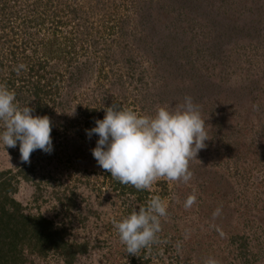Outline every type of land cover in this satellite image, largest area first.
Instances as JSON below:
<instances>
[{
  "label": "rangeland",
  "instance_id": "1",
  "mask_svg": "<svg viewBox=\"0 0 264 264\" xmlns=\"http://www.w3.org/2000/svg\"><path fill=\"white\" fill-rule=\"evenodd\" d=\"M4 4L14 10L16 29L0 14V64L26 43L25 56L53 50L56 68L70 58L72 66L84 67L81 80L59 97L63 110L50 117L52 130L68 128L56 150L25 163L19 150L0 144V173L25 214L53 221L69 243L86 244L72 264H205L210 257L218 264H264V0H0ZM38 10L46 15L41 27L24 26L21 18ZM56 36L60 56L58 46H45ZM185 96L199 106L209 140L189 161L187 184L158 178L147 190L168 214L158 242L129 254L114 222L145 203L104 182L106 172L92 155L98 136L89 139L86 130L104 118L106 107L153 115L157 106L174 109ZM90 108L95 114L87 117ZM21 169L30 181L14 178ZM65 190L74 205L54 200ZM190 195L195 203L185 208ZM22 253L25 264H66L56 252L43 258L26 245Z\"/></svg>",
  "mask_w": 264,
  "mask_h": 264
},
{
  "label": "clouds",
  "instance_id": "2",
  "mask_svg": "<svg viewBox=\"0 0 264 264\" xmlns=\"http://www.w3.org/2000/svg\"><path fill=\"white\" fill-rule=\"evenodd\" d=\"M24 67L20 64L14 71L19 74ZM33 111L29 105H19L13 91L0 86V144L15 148L19 143L20 160L25 163L36 150L48 154L53 151L51 120L47 115H33ZM104 111V118L95 120V127L87 129L86 135L89 139L98 136L92 155L112 178L138 191L149 190L158 178L185 184L192 179L189 161L209 140L205 121L192 97L185 96L174 109L157 106L153 115H139L116 105ZM195 200L194 195L188 196L184 207L191 208ZM220 213L217 208L213 218ZM167 214L165 203L156 196L145 207L114 222L126 251L136 254L157 243L161 218ZM205 264L218 262L210 257Z\"/></svg>",
  "mask_w": 264,
  "mask_h": 264
},
{
  "label": "trees",
  "instance_id": "3",
  "mask_svg": "<svg viewBox=\"0 0 264 264\" xmlns=\"http://www.w3.org/2000/svg\"><path fill=\"white\" fill-rule=\"evenodd\" d=\"M5 5L3 8L0 5V14L8 18L9 27L15 30L16 26L13 21L10 22V19L13 18L14 10H7ZM44 17L46 15H43L38 10L34 17L27 18L25 15L21 19H23L24 26L38 28L41 27ZM16 37L18 38V36ZM60 45L61 43H59L57 36L50 44H45L47 48L58 46L57 53L59 56L62 51ZM24 49H27L26 43H20L16 47L11 48L9 50L10 62L7 64L5 62H8V59L6 60V57L3 58L0 64V71L4 73L1 74L0 86L13 91L19 105H29V107L33 108V115H47L50 118L52 113L58 108L63 110L64 102L59 97L63 95V91L73 88L74 84L81 80L84 67L81 63L72 66L71 61L74 59L70 58L68 66L56 68L52 63L59 59L55 58L53 50L52 54L46 52L45 55L38 57L34 53L33 55L28 54L25 56ZM20 64L25 67L17 74L14 69ZM4 68H6L5 71H3ZM88 111L87 117L95 114V109L90 108ZM73 119L77 121L78 116H74ZM65 133H68V128L64 132L52 130L53 151L56 150L54 148L56 147L55 142L58 141L57 143H59L61 135L65 136ZM64 139H66V136ZM62 145H65V143ZM14 150H19V143ZM41 151H34L30 158H33L37 152ZM30 165L27 168H30ZM5 176V173H0V264H25V260L22 259V252L26 245L31 248L33 255L44 258L50 252H56L64 258L66 264H72L79 253H84L86 244L69 243L66 240L64 229L57 227L53 221L40 215L28 216L25 214L24 207L14 199V196H11L13 193L15 194V189L11 188L8 182L3 181ZM19 176L25 181H30L27 174L24 175L23 169L19 170L14 178ZM104 182L113 185L114 190L135 196L138 200L143 201L145 206L147 205L149 200L147 190L138 191L131 185L121 184L118 180L112 178L109 172H106ZM65 193L67 194V190L62 193L55 192L53 195L54 200L61 205H64L63 202L69 200L68 203L71 206L74 205L72 195L66 197Z\"/></svg>",
  "mask_w": 264,
  "mask_h": 264
}]
</instances>
